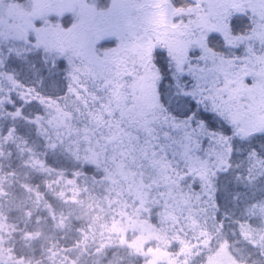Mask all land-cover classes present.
Here are the masks:
<instances>
[{"label": "snow or ice", "instance_id": "snow-or-ice-1", "mask_svg": "<svg viewBox=\"0 0 264 264\" xmlns=\"http://www.w3.org/2000/svg\"><path fill=\"white\" fill-rule=\"evenodd\" d=\"M0 264H264V0H0Z\"/></svg>", "mask_w": 264, "mask_h": 264}]
</instances>
